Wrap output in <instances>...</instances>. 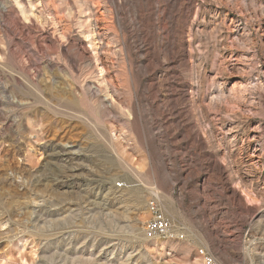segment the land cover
I'll return each mask as SVG.
<instances>
[{
  "label": "rangeland",
  "instance_id": "374dc122",
  "mask_svg": "<svg viewBox=\"0 0 264 264\" xmlns=\"http://www.w3.org/2000/svg\"><path fill=\"white\" fill-rule=\"evenodd\" d=\"M154 193L186 238L146 239ZM201 248L264 264V0H0V264Z\"/></svg>",
  "mask_w": 264,
  "mask_h": 264
},
{
  "label": "built area",
  "instance_id": "2783aa9c",
  "mask_svg": "<svg viewBox=\"0 0 264 264\" xmlns=\"http://www.w3.org/2000/svg\"><path fill=\"white\" fill-rule=\"evenodd\" d=\"M118 186L122 187L124 183H119ZM147 207L149 211V218L145 226L147 238L167 237L175 240L186 238V229L167 214L157 193L150 197ZM200 254L204 258V264H220L216 256L207 248H201Z\"/></svg>",
  "mask_w": 264,
  "mask_h": 264
},
{
  "label": "bare ground",
  "instance_id": "6f19581e",
  "mask_svg": "<svg viewBox=\"0 0 264 264\" xmlns=\"http://www.w3.org/2000/svg\"><path fill=\"white\" fill-rule=\"evenodd\" d=\"M44 103H46L49 107H53L54 105L52 104L51 102V99H49L47 96H45L44 94H41V97H40ZM241 126V124H240ZM238 129V128H237ZM231 130V129H230ZM233 130V129H232ZM235 132V131H234ZM231 133L230 134V138H234L236 139L237 138V133ZM244 144V143H243ZM250 148H251V143L249 142V140L247 141V143H245V146H240L239 147V156H240V165L241 167H238V176H239V180L243 183H245V185H248L249 183L252 182V169L253 168H256V161H255V157H256V154H255V151L254 153H251L250 152ZM70 151V150H69ZM69 151H65L64 153L65 154H72V153H69ZM74 151V150H73ZM71 152V151H70ZM76 152H74L75 154ZM62 154V153H60ZM259 155V154H258ZM59 156V154H58ZM71 156V155H70ZM73 156V155H72ZM69 157V156H68ZM259 157V156H258ZM239 160V159H238ZM247 198L249 200H252L253 198L250 196L249 193H247ZM149 215V211L146 210L144 212V214L142 215V218L146 219ZM6 224V223H5ZM4 226V225H3ZM4 228V227H3ZM6 228V227H5ZM4 230V229H3ZM148 240H150V238H146ZM154 239H157L158 241H162L163 238L161 237H157V238H154ZM198 264H204V258L203 256H200L198 258Z\"/></svg>",
  "mask_w": 264,
  "mask_h": 264
}]
</instances>
